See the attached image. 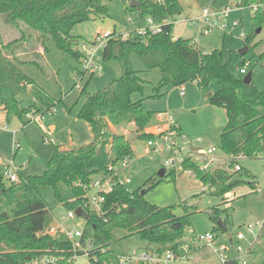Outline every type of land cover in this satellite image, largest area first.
Instances as JSON below:
<instances>
[{
    "label": "trees",
    "instance_id": "16d2710c",
    "mask_svg": "<svg viewBox=\"0 0 264 264\" xmlns=\"http://www.w3.org/2000/svg\"><path fill=\"white\" fill-rule=\"evenodd\" d=\"M107 1L110 0H0V17L22 33L7 40L0 31V109L7 120L14 115L22 118L36 107L22 108L18 101L23 89L30 85L36 87L31 69L38 62L31 57L41 58L42 55L35 48L42 47L47 53L52 42L63 53L82 59L83 52L75 48L78 39L71 33L72 28L94 16L108 15ZM139 3L137 9L142 16L158 21L167 17L173 20L183 12L179 0H139ZM253 24L255 27L264 24V10L253 14ZM27 32L35 34V45L30 47L25 41ZM173 32L174 23L170 22L160 33L141 37L131 31L127 38L121 34L108 40L103 59L119 61L122 75L104 88L86 93L78 117L90 125L94 135L91 142L72 148L57 145L42 174L20 172L17 182H6L0 166V264H28L47 254L59 257L54 264H73L71 241L62 233L45 232L49 211L56 203L68 210L83 207L88 202L85 186L97 177L111 176V165L116 166L133 156L132 141L127 140V134L111 131L110 124L119 126L133 122L137 137L149 140L154 136L147 131L154 111L146 107L143 99L132 97L134 93L144 92V80L134 67L133 56L139 58L146 70H161L155 96L167 85L181 86L187 82H195L200 88L218 85L208 100L226 110L221 149L230 156L229 166L234 167L242 156L264 155V90L245 83L235 74L243 56L235 49L206 52L194 38L175 37ZM244 41L249 51L251 36ZM36 98L48 111L56 103L39 87ZM177 129L182 133L179 126ZM183 165L220 198L244 182L234 178L242 167L233 174L220 169H201L199 163L188 156ZM149 183L151 179L145 186ZM249 184L256 187L254 182ZM174 208L151 203L140 188L131 191L117 182L106 195L104 213L99 216L89 212L85 218L82 242L89 247L90 264H120L119 255L111 248L116 228L126 230L129 235H140L149 248L155 246L160 253L169 249L178 251L183 243L184 228L191 221L190 212L177 216ZM223 211L215 206L211 213L215 228L222 231L227 227L226 220L222 219ZM77 255H84L83 250H78ZM227 264L239 262L229 259Z\"/></svg>",
    "mask_w": 264,
    "mask_h": 264
},
{
    "label": "rangeland",
    "instance_id": "374dc122",
    "mask_svg": "<svg viewBox=\"0 0 264 264\" xmlns=\"http://www.w3.org/2000/svg\"><path fill=\"white\" fill-rule=\"evenodd\" d=\"M232 1L179 0L183 12L175 17L174 36L193 37L206 52L222 49L238 51L246 44L240 36L241 33L251 36L250 50L239 61L235 74L244 78L247 74L240 73V69L245 66L247 73L252 72V83L259 90H264V24L260 27L254 26L251 9L238 8L231 12L229 22L240 19L241 25L233 29L230 27L226 33L214 29L209 34H199L197 27L184 20L197 17L205 7L226 9ZM106 4L108 15L94 16L73 26L71 33L78 39L76 49L84 51L86 48H92L97 37L106 32L117 35L130 33L137 25L144 24L148 18L142 16L137 8L130 7V0H110ZM129 18H133L137 23L130 22ZM258 27L261 28L260 32H256ZM23 28L25 29V26ZM0 31L7 40L22 36L20 30L7 24L2 16ZM26 34L25 41L28 47L35 45V34L29 32ZM35 49L37 51L42 49L44 52L42 47L38 46ZM28 55L30 56V54L26 56ZM31 58L38 62V65L31 69L36 87L30 85L23 89L18 94V101L22 108L36 105L34 109L40 108L38 114L44 112V119L25 123L28 119L24 114L22 118L14 115L7 120L5 112L0 110V162L14 159L24 175L42 174L57 145L77 147L93 140L90 125L78 117L86 100V93H94L122 75V67L115 59L105 61L101 58L99 61L101 69L93 73L84 69L83 59L79 60L71 53H63L52 42L49 44V51L44 53L43 57ZM132 61L144 80L143 94L134 93L132 97L134 100L143 99L146 107L154 111L147 131L166 127L168 117L172 116L174 123L181 128L184 135L178 138V145L183 148V156L192 150L199 156V160L206 162L208 160L206 155L199 151L207 153L209 147H215L217 150L214 155L221 159L213 163L209 170L220 169L228 174L235 173L234 167L229 166L227 158L230 156L221 149V134L227 123L226 110L208 100L209 93L216 91L218 85L200 88L195 82H187L184 84L186 88L184 95L180 94V86L167 85L160 90L158 96H155V88L162 77L161 70L158 68L146 70L137 56H133ZM38 87L56 100L51 110H46V105L36 98ZM160 112L164 113L162 117H159ZM111 131L116 133L128 131L137 136L136 127L130 123L111 125ZM132 146L134 154L129 158V162L124 164L120 161L115 166L119 180L130 178L131 182L127 183L126 187L131 191L139 188L148 189L152 185L145 193L149 202L160 206H175L174 213L177 216L190 212L191 223L184 228L182 242L192 246V257L171 264H220L221 259L217 250L225 248L224 258L234 259L239 245L246 249L251 248L249 264H264V237L252 245L254 237L247 230L248 223L264 217V155L239 157L236 161L242 167V171L235 173L234 178L242 179L244 182L220 198L213 195L210 187L204 186L193 171L185 170L183 162L179 166L166 165V161L172 158V153L168 150L151 149L147 152V140L139 137L132 140ZM162 169L166 171L163 177L159 175ZM150 179L151 183L145 186ZM250 182H254L256 187L253 188ZM215 206L224 210L222 219L227 223L224 231L215 228L216 224L211 216ZM47 222V228L58 223L69 228L74 224L84 225L85 218L68 217V209L56 203L49 211ZM206 231L214 232L216 238L213 245L200 243L198 246L197 234ZM240 232L245 234L243 239L238 238ZM148 246V242L138 234L129 235L121 228L114 229L112 233L111 248L119 257L124 258L120 264H148L137 258L126 260L135 250L138 252L137 256L144 251L156 252L155 248ZM179 252L180 256L184 253L180 247ZM73 264H90L89 256L79 255Z\"/></svg>",
    "mask_w": 264,
    "mask_h": 264
},
{
    "label": "built area",
    "instance_id": "2783aa9c",
    "mask_svg": "<svg viewBox=\"0 0 264 264\" xmlns=\"http://www.w3.org/2000/svg\"><path fill=\"white\" fill-rule=\"evenodd\" d=\"M162 1V0H159ZM238 8H249L253 12V14L264 10V0H238V1H232L226 9L218 10L213 7H205L202 9L201 13L195 17V18H185V21H188L190 25H193L197 27L199 34H209L214 29H220L224 31L225 33L229 30L231 27L236 28L241 25L240 19H233L231 22H229L228 18L230 16V13L233 12L235 9ZM130 22H134L133 18H129ZM175 19H171L169 17L164 18L161 21H158L154 19L151 16H148L147 20L144 24L137 25L136 29L133 31L141 36L146 37L151 34L160 33L163 31L164 27L168 23H175ZM137 23V22H134ZM120 35H117L113 32H106L104 34H100L96 41L94 42V45L92 48H86L83 52V60L82 64L84 66V69L91 70L93 73L101 69L100 59L103 58V51L105 45L107 44L108 40L112 37H119ZM129 36V33L123 34L124 38H127ZM243 39L246 38V34L244 32L240 35ZM240 73L247 74V70L245 66H243L240 69ZM186 91V88L184 85L180 86V94L184 95ZM26 117L28 121H42L44 119V112L42 114H38V110H30L26 114ZM164 115L163 112L159 113V117H162ZM177 125L174 123L172 116L168 117V124L166 127H158L155 132H153L154 136L153 138L147 140V152H150L151 149L154 150H168L172 153V158L166 161V165L169 166H179L182 162H184L185 158L193 157L200 165L201 169H209L213 163L218 161V159H221V157L215 156L216 148L215 147H209L207 149V153H204L203 151H199L201 154L206 155L207 159L205 160H199V156L195 154L192 150L187 151V154L185 153L183 156V148L178 145V138L184 137V135L177 129ZM16 149V146H15ZM180 153H182V157L180 156ZM15 156V155H14ZM230 160V158H227ZM124 164H127L129 162V159L126 158L122 160ZM1 166V172L3 175V179L10 183V182H17L20 179V170L19 167L16 165L14 159L10 160H2L0 162ZM241 166L238 164V162L235 163L234 170H240ZM110 170H113V173L109 177H97L95 178L90 184H88L86 189H88V202L85 203V205L81 208L84 209V211L89 214V212H94L101 216L104 213V203L106 201V195L113 191L114 185L119 182L122 184H127L131 182L130 178H126L125 180L121 181L118 178V173L115 170V166L111 165ZM195 174V173H194ZM78 215L76 214V209L68 210V217L74 219ZM247 230L248 232L253 234L254 242H259L264 237V217L257 220L253 223L247 224ZM46 233H49L51 235H58L59 233L64 234L72 243L74 255L70 258V261H73L78 257L77 251L83 250V253L85 255H89V247H85L82 238H83V232H84V225L74 224L69 228L64 227L61 223H58L55 226H52L51 228H46ZM245 237V234L240 232L238 233V238L243 239ZM216 236L213 231H206L201 234H197V241L198 246H200V243H204L205 245L212 246L213 242L215 240ZM88 244H90V241H88ZM180 248L184 251L183 255L180 256V252L175 251L173 249L166 250L165 253H160L158 250L156 252H150V251H144L141 253L140 256H137L138 252L135 250L134 253L126 258L132 259L137 258V260H140L142 262L148 263V264H171L174 261L177 260H189L192 257V246L189 244H185L183 242L180 245ZM223 250L225 248L217 250V253L219 254V257L221 259L220 264H227V261L229 259H225L223 255ZM237 256L234 258L236 259L239 264H249V257L251 256V248L246 249L243 246L239 245L236 248ZM59 257L57 255H44L39 258L34 259L33 261L29 262L28 264H54L58 262ZM120 263H122V260L124 258L119 257ZM101 264H110V263H101Z\"/></svg>",
    "mask_w": 264,
    "mask_h": 264
},
{
    "label": "water",
    "instance_id": "95a60500",
    "mask_svg": "<svg viewBox=\"0 0 264 264\" xmlns=\"http://www.w3.org/2000/svg\"><path fill=\"white\" fill-rule=\"evenodd\" d=\"M139 6H140V3H139L138 0H130V7H132V8H139ZM260 30H261V28H258L256 31H257V32H260ZM248 49H249L248 45H245L244 47H242L241 49L238 50V53H239L240 55L243 56V55H245V54L247 53ZM243 81H244L245 83H247V84L252 83V72L247 73V75L243 78ZM211 95H212V93L209 94V96H211ZM136 137H137L136 135H134V134H130V133H129V134L127 135V140L131 142V141L134 140ZM165 172H166L165 169H162V170L159 172V175H160L161 177H163V176L165 175ZM146 191H147V189H141V193H142V194H145ZM76 214H77L78 216H82V217H84V218H87V217H88V214H87V213L84 211V209L81 208V207H79V208L76 209ZM219 224H220L221 226L225 227V225L222 223V220H219Z\"/></svg>",
    "mask_w": 264,
    "mask_h": 264
},
{
    "label": "crops",
    "instance_id": "0c3cea01",
    "mask_svg": "<svg viewBox=\"0 0 264 264\" xmlns=\"http://www.w3.org/2000/svg\"><path fill=\"white\" fill-rule=\"evenodd\" d=\"M189 38H193V37H189ZM39 53H41L42 57L44 56V52H43L42 49L39 50ZM209 94H210V93H209ZM0 110L3 111L2 109H0ZM5 118H6V116H5ZM130 124L135 126V124H134L133 122H131ZM157 128H158V127H157ZM157 128H152V131H150V132H154ZM110 129H111V124H110ZM124 134H127V135H128L129 133H128V131H127V132H125ZM68 148H72V147H68ZM151 248H153V249L155 248V250H157V248H156L155 246H153V247H151Z\"/></svg>",
    "mask_w": 264,
    "mask_h": 264
}]
</instances>
